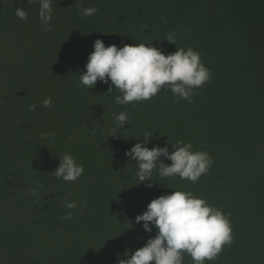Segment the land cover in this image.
Here are the masks:
<instances>
[{
  "label": "trees",
  "instance_id": "trees-1",
  "mask_svg": "<svg viewBox=\"0 0 264 264\" xmlns=\"http://www.w3.org/2000/svg\"><path fill=\"white\" fill-rule=\"evenodd\" d=\"M216 3L225 19L238 18V38L216 14ZM81 6L98 11L83 16ZM179 6L188 20L167 0H53L44 31L39 0H0V264H119L156 235L136 216L175 190L230 213L234 242L206 264H264V182L253 185L264 175V0H181ZM16 8L28 10L27 20ZM168 33L176 44L165 40ZM97 39L106 46L151 44L165 54L191 47L211 80L191 103L162 91L135 106L117 104L115 88L80 83ZM121 112L129 118L125 129L114 122ZM145 131L153 133L149 148L171 152V143L183 140L209 153L211 169L196 183L154 171L147 188L125 154ZM45 132L55 138L42 140ZM65 153L84 166L76 182L53 173ZM66 199L77 208L67 209ZM69 211L73 219H62ZM183 264H193L191 256Z\"/></svg>",
  "mask_w": 264,
  "mask_h": 264
},
{
  "label": "clouds",
  "instance_id": "clouds-1",
  "mask_svg": "<svg viewBox=\"0 0 264 264\" xmlns=\"http://www.w3.org/2000/svg\"><path fill=\"white\" fill-rule=\"evenodd\" d=\"M33 2L35 0H28L29 5ZM52 3L53 0H39V18L44 31H50ZM80 10L83 16H92L98 8L81 6ZM15 15L27 20L28 10L16 8ZM161 20L167 23L164 17ZM165 40L176 44L175 33H168ZM93 47L85 65L86 71L81 72L80 83L88 90L96 87L98 82L108 85L109 92L115 88L120 93L115 97L117 104L135 106V103L150 100L162 91H170L191 103L196 90L211 80V69L202 63L200 53L191 47L187 50L178 47L174 53L165 54L151 44L106 46L101 39H97ZM51 105L50 97L43 101L45 108ZM35 107L29 105L30 110ZM128 119L126 112L114 114L115 125L120 129H125ZM142 137L143 142L136 143L125 154L135 161L140 183L149 181L145 185L147 188L153 187L150 177L154 171L164 178L179 176L181 180L196 183L214 163L209 153L193 151V145L183 140L171 143L174 151L170 152L167 146H147L153 133L145 131ZM46 138L54 139L55 133H42L41 139ZM53 173L66 183L76 182L83 175L84 166L77 163L72 154L65 153ZM38 187L29 189L32 195L39 194ZM65 207L76 209L77 202L66 199ZM229 216L230 213L211 206L191 192L175 190L172 194L155 198L143 214L136 216L135 223L143 222L148 233H152L154 226L156 235L134 253L126 252L119 264H183L185 254L191 256L193 264L214 261L224 246L234 242ZM62 219H73V212L69 211Z\"/></svg>",
  "mask_w": 264,
  "mask_h": 264
},
{
  "label": "rangeland",
  "instance_id": "rangeland-1",
  "mask_svg": "<svg viewBox=\"0 0 264 264\" xmlns=\"http://www.w3.org/2000/svg\"><path fill=\"white\" fill-rule=\"evenodd\" d=\"M130 2H132L133 0H129ZM169 3H171V6L173 5V7L174 8H179L178 10H176V11H181L180 13L183 15L182 16V19L183 20H188L187 19V15H186V13L184 12V11H182V9H180L181 7L179 6L180 4H181V0H167ZM207 0H204V2H206ZM217 5H221V4H219V3H216V4H214L212 7L215 9V12H216V14L217 13H220V14H222V16H223V19L224 20H228V22L229 23H227L226 24V27H229V25H232V33H233V35H234V37L236 38L237 36H238V34H240V31H241V24H240V22H239V20H238V18L236 17H230V20L229 19H225V18H227V13L225 12V11H222V8H223V6H220V7H217ZM222 7V8H221ZM230 16V15H229ZM127 17H134V15H129V16H127ZM238 38V37H237ZM221 55H223V56H221L220 57V61L222 62V64L223 63H226L227 62V60H228V53H227V50L225 49V50H223V53L221 54ZM245 105V104H244ZM239 106V108L240 109H243L242 107H244V109H247V107L249 106L248 104L247 105H245V106H241V105H238ZM230 111H228V110H225V113H229ZM254 181H255V183L253 184L254 186H256V185H259V183L262 181V182H264V175L261 177V179H257L256 177L254 178ZM213 200H215L216 202H218V199H215V198H213ZM261 200H263V202H264V198L263 199H261ZM218 205H220V206H222V200L220 199L219 200V202H218ZM47 248H49L48 246H47ZM47 253H49V251L47 250Z\"/></svg>",
  "mask_w": 264,
  "mask_h": 264
}]
</instances>
